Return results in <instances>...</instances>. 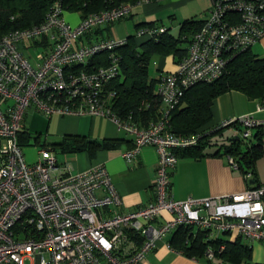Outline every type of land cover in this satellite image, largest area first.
Returning <instances> with one entry per match:
<instances>
[{"label":"built area","instance_id":"2783aa9c","mask_svg":"<svg viewBox=\"0 0 264 264\" xmlns=\"http://www.w3.org/2000/svg\"><path fill=\"white\" fill-rule=\"evenodd\" d=\"M146 0H138L136 3ZM134 4L91 12L76 25L63 18V8L53 0L42 20L0 35V264H141L158 240L179 225L205 232L206 240L218 234L257 241L264 246V183L239 193L173 200L169 175L176 163L174 150L196 145L198 140L225 127L235 128L242 139L264 131V101L253 113L222 121L214 128L188 135L169 130V114L184 91L196 83L211 82L223 72L229 57L249 48L264 35V0H211L185 54L175 70L160 74L154 91L158 116L145 126L119 119L110 106L115 91L109 83L119 71L115 48L122 39H103L72 47L96 26L127 16ZM164 32L161 26L140 28L136 35ZM38 47L31 56L29 48ZM105 54V64L86 69L87 60ZM45 116L89 114L109 118L131 136V148L122 152L132 161L142 147H153L156 169L153 200L136 209L117 212L121 199L106 170L93 166L72 173L56 165L44 148L33 162L24 158L18 133L25 110ZM231 169H237L228 156ZM245 177H249L246 174ZM103 195L96 197L94 191ZM110 212L103 215V211ZM166 212L170 218L155 222ZM166 246L169 247L168 241ZM209 244L203 257L223 250Z\"/></svg>","mask_w":264,"mask_h":264},{"label":"crops","instance_id":"0c3cea01","mask_svg":"<svg viewBox=\"0 0 264 264\" xmlns=\"http://www.w3.org/2000/svg\"><path fill=\"white\" fill-rule=\"evenodd\" d=\"M210 3L211 0H146L136 4L134 2L127 16L96 26L77 42H73L72 47H77L78 43L88 44L108 38L122 39L125 42L130 37L134 48L142 51L146 43L149 42L150 36L136 35L137 30L161 26L165 29L166 35L185 41L177 44V53L167 50L154 51L150 54L148 67L151 64L153 72L148 76L154 80L155 87L156 79L160 74L169 73L175 69L179 56L187 50L192 31L205 17ZM83 17L84 15L79 10H63V18L71 26L76 25ZM127 21L132 24V32L129 25H126ZM185 22L192 23V26L186 32H181L180 27ZM249 49L256 57L264 56V36ZM104 64L105 54L102 53L88 59L85 68L90 70ZM109 86L111 85L109 84ZM257 102V98H247L238 91L222 93L212 98L209 106L210 117L203 127L205 129L214 128L222 121L242 114L253 113ZM3 105L4 103L0 102V107ZM253 115L261 118L264 113H253ZM225 129L229 131L226 134L229 136L227 141L237 136L235 128L225 127ZM21 131L30 138L36 136L38 143L40 139L44 141L46 139L47 148L39 149L44 148L49 153L52 152L56 165L64 166L72 173H81L93 166L101 165L106 170L110 182L121 199V204L114 209L115 211H130L153 200L151 184L155 176L157 158L154 148L142 147L132 161H126L121 153L131 148L132 138L117 129L109 118L89 114H49L45 116L32 109H27L23 114ZM224 132L221 129L218 134L221 135ZM213 134L206 136V144L199 150L200 156L179 157L175 155L176 163L169 175V195L173 200L239 193L264 183V156L253 162V178L245 177L238 169L230 168L226 159L228 155L223 154L222 150L223 146L228 143H216V139L212 141ZM263 135L261 145L264 148ZM80 139L97 142L105 140L109 143L106 149L96 151L91 156L85 150L66 151L55 145L62 141L66 144H73ZM30 141L31 139L27 143L19 144L21 147L27 146L30 145ZM39 149L35 150V154L34 151H31L30 154L26 153L27 159L31 162L35 161ZM94 194L96 197H101L103 192L98 188ZM108 213L110 212L103 211V215ZM169 218V214L161 212L155 224ZM189 227V231L192 233L194 229ZM169 237L170 234L158 240L155 247L146 253L141 264H229L215 256L211 259L203 256L186 257L179 251L166 246ZM220 238L228 241L235 239L218 234L217 239ZM243 240L245 243H242L241 239L240 242L248 245L250 249L249 262L263 264L264 253L254 252L253 243H257L261 248L264 246L257 241Z\"/></svg>","mask_w":264,"mask_h":264},{"label":"trees","instance_id":"16d2710c","mask_svg":"<svg viewBox=\"0 0 264 264\" xmlns=\"http://www.w3.org/2000/svg\"><path fill=\"white\" fill-rule=\"evenodd\" d=\"M52 1L0 0V35L40 22ZM58 1L63 10H79L85 16L120 3L132 4L137 0ZM199 25L194 28L192 34ZM191 26L192 23L185 22L180 27V31L186 32ZM182 41L185 40L166 35L164 29L159 35L150 37L142 51L134 48L130 37L114 49L120 59L118 74L109 83L111 85L109 87L115 91L110 108L119 119L132 121L139 126H145L149 121L156 120L159 102L154 91V80L148 76V60L154 51L169 50L177 53L176 46ZM184 54L185 52L178 60ZM232 90L241 92L247 98L264 101V56L256 57L249 48L238 51L229 57L218 78L211 82L196 83L186 89L179 103L169 114V130L176 135H188L205 130L203 125L209 120L212 98ZM262 135L263 131L257 129L248 139L235 136L222 148L223 154L234 160L237 169L243 175L249 174L253 178V162L264 156V148L261 145ZM17 137L18 143H27L31 139L32 144H38L36 136L30 138L21 130ZM205 138L206 136L200 138L194 146L174 150V154L179 157L200 156L199 150L206 144ZM63 142L55 145L66 151L85 150L90 156L96 151L106 149L109 143L105 140L97 142L83 139L76 140L73 144ZM189 230V226H177L168 239L169 247L186 257H199L203 256L208 244L215 249L218 244L223 243V250L215 253V257L229 264H257L249 262V246L242 244L239 238L233 241L222 238L211 241L205 239V232L194 230L190 233Z\"/></svg>","mask_w":264,"mask_h":264},{"label":"rangeland","instance_id":"374dc122","mask_svg":"<svg viewBox=\"0 0 264 264\" xmlns=\"http://www.w3.org/2000/svg\"><path fill=\"white\" fill-rule=\"evenodd\" d=\"M128 23L126 24V25H129V29H130V31L132 32L133 30H132V24H131V22H129V21H127ZM264 36V35H263ZM263 36H261V38L263 37ZM260 38V39H261ZM259 39V40H260ZM258 40V41H259ZM258 41H256L254 44H256ZM254 44H252L251 46H253ZM38 48H29V52L28 53H30V55L31 56H34L37 52H38ZM175 70V69H174ZM173 70V71H174ZM152 72H153V67H152V65L150 64L149 65V67H148V75L150 76L151 74H152ZM264 117V115L261 117V118H263ZM230 127V126H229ZM223 131H225L223 134H221V135H219L218 134V132L216 133H214L213 134V137H212V141L214 140V139H216L217 140V142L216 143H220V142H224V143H229V141H227V139L229 138V136L228 135H226V134H228L229 133V131L228 130H226L225 128H223L222 129ZM32 141V140H31ZM31 141H30V145H27V146H22L21 148H22V152H23V155H24V158H25V160L27 161V162H31V161H29L28 159H27V157H26V153L27 154H30L31 153V151H34V154H35V150L36 149H39V148H41V147H44V148H47V146L46 145H48V143L47 142H45L46 141V139H45V141L43 140V139H40L39 140V143L38 144H31ZM263 141H264V135H263ZM26 148V149H25ZM49 152H47L46 154H48ZM49 154H51L52 155V152H50ZM242 192V191H241ZM241 242L242 243H245V241L243 240V239H241ZM246 243H247V241H246ZM264 248V247H263ZM263 248H261V246L260 245H258L257 243H253V251L254 252H259L260 254H263L264 253V249ZM23 264H29V261L28 260H24L23 261Z\"/></svg>","mask_w":264,"mask_h":264},{"label":"water","instance_id":"95a60500","mask_svg":"<svg viewBox=\"0 0 264 264\" xmlns=\"http://www.w3.org/2000/svg\"><path fill=\"white\" fill-rule=\"evenodd\" d=\"M231 140H233V138H231Z\"/></svg>","mask_w":264,"mask_h":264}]
</instances>
